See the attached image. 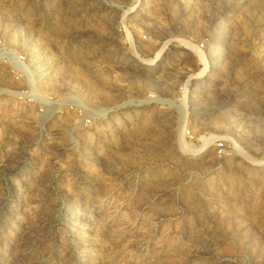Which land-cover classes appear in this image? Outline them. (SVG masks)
<instances>
[{
    "label": "rangeland",
    "instance_id": "1",
    "mask_svg": "<svg viewBox=\"0 0 264 264\" xmlns=\"http://www.w3.org/2000/svg\"><path fill=\"white\" fill-rule=\"evenodd\" d=\"M0 264H264V0H0Z\"/></svg>",
    "mask_w": 264,
    "mask_h": 264
},
{
    "label": "bare ground",
    "instance_id": "2",
    "mask_svg": "<svg viewBox=\"0 0 264 264\" xmlns=\"http://www.w3.org/2000/svg\"><path fill=\"white\" fill-rule=\"evenodd\" d=\"M135 65H137V67L139 68H145V67H152L154 66V62L153 59H144V58H138L135 62ZM194 89V88H193ZM196 89V88H195ZM192 90V89H191ZM192 98V97H190ZM182 111V114H184L183 109H180V112ZM185 115V114H184ZM183 115V117H184ZM47 117V116H45ZM46 119V118H44ZM192 150V149H191ZM198 150V149H197ZM194 151V150H193Z\"/></svg>",
    "mask_w": 264,
    "mask_h": 264
}]
</instances>
